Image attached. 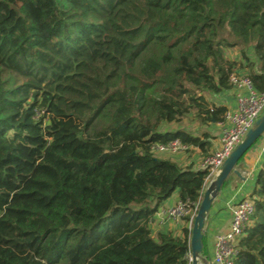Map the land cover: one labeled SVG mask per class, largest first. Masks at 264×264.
I'll return each mask as SVG.
<instances>
[{
  "label": "trees",
  "instance_id": "1",
  "mask_svg": "<svg viewBox=\"0 0 264 264\" xmlns=\"http://www.w3.org/2000/svg\"><path fill=\"white\" fill-rule=\"evenodd\" d=\"M245 67L263 91L264 0H0V264H189L191 229L150 224L209 171L152 145L209 155L166 125L224 120L208 95ZM251 197L235 264H264V156Z\"/></svg>",
  "mask_w": 264,
  "mask_h": 264
},
{
  "label": "built area",
  "instance_id": "2",
  "mask_svg": "<svg viewBox=\"0 0 264 264\" xmlns=\"http://www.w3.org/2000/svg\"><path fill=\"white\" fill-rule=\"evenodd\" d=\"M236 106L229 108L224 120L217 122L221 126L219 146L207 155L199 168L209 171L204 187L218 173L224 160L230 155L236 145L242 140L254 122L264 113V90H258L251 78L242 73H233L230 77ZM189 145L180 139L168 143L157 142L152 145L156 154L178 153ZM200 200L196 203L178 200L174 205L162 211L166 221L183 222L191 229L197 213ZM255 212V203L251 196L241 199L233 209L229 228L216 234L213 264H235L240 252V240L251 223ZM191 264V254H189Z\"/></svg>",
  "mask_w": 264,
  "mask_h": 264
},
{
  "label": "crops",
  "instance_id": "3",
  "mask_svg": "<svg viewBox=\"0 0 264 264\" xmlns=\"http://www.w3.org/2000/svg\"><path fill=\"white\" fill-rule=\"evenodd\" d=\"M227 54V52H226ZM235 54V53H234ZM237 54V55H236ZM235 58L239 60V53H236ZM242 58V56H240ZM246 64L243 58L240 60ZM258 64V62H257ZM257 66V65H256ZM248 67L239 69L240 73H248ZM209 99L218 105H224L228 109L236 106V98L233 94V89L224 91L220 94H210ZM192 130L195 135H207L211 142L210 153L213 152L220 142L221 126L218 123L201 124ZM186 129V128H185ZM191 146V145H189ZM189 151H181L176 154H159L161 157H169L176 160L182 166H191L193 169H198L201 165L205 154L197 146H191ZM264 156V135L257 141V143L245 154L244 159L237 164L236 168L241 172V178L235 173L231 174L229 182L223 186L218 197L214 200L205 224V252L203 255L211 256L213 258L215 250L216 234L225 232L229 228L231 216L236 204L246 196H251L254 189L255 176L261 166ZM244 177V178H243ZM179 200L178 192H174L170 198L165 200L156 212L150 224L154 234L158 231L171 230L180 234L185 223L166 221L163 218L162 211L174 205Z\"/></svg>",
  "mask_w": 264,
  "mask_h": 264
},
{
  "label": "water",
  "instance_id": "4",
  "mask_svg": "<svg viewBox=\"0 0 264 264\" xmlns=\"http://www.w3.org/2000/svg\"><path fill=\"white\" fill-rule=\"evenodd\" d=\"M263 135L264 113L248 129L242 140L224 160L218 173L204 187L199 207L191 227V264H213L211 256L203 255L206 219L214 200L218 197L230 174L235 173L240 178L242 177L241 172L236 168L238 161Z\"/></svg>",
  "mask_w": 264,
  "mask_h": 264
},
{
  "label": "rangeland",
  "instance_id": "5",
  "mask_svg": "<svg viewBox=\"0 0 264 264\" xmlns=\"http://www.w3.org/2000/svg\"><path fill=\"white\" fill-rule=\"evenodd\" d=\"M236 53H239L240 54V50H239V48L237 47V48H232V49H228L227 50V56L229 57V58H231V59H234L235 58V56L237 55H235ZM240 56H241V54H240ZM239 56V60H241L242 58ZM234 57V58H233ZM248 72V71H247ZM182 122H180V123H178V122H173V123H170V124H168V125H166V128L167 129H177V128H181V127H184V128H186L187 130H189V131H194V129L197 127V125H199L198 123L200 122L199 121V119L197 118V116H196V113H194V112H192V113H190V114H188V115H186V116H184L183 118H182ZM190 147L191 146H188V148L186 149V150H184V152L185 151H189L188 149H190ZM210 153V152H209ZM170 154H176V153H170ZM206 156H204V158H205ZM203 158V159H204ZM203 159H202V161H203Z\"/></svg>",
  "mask_w": 264,
  "mask_h": 264
},
{
  "label": "bare ground",
  "instance_id": "6",
  "mask_svg": "<svg viewBox=\"0 0 264 264\" xmlns=\"http://www.w3.org/2000/svg\"><path fill=\"white\" fill-rule=\"evenodd\" d=\"M215 175H216V174H215ZM208 183H209V182H208ZM208 183H207V184H208Z\"/></svg>",
  "mask_w": 264,
  "mask_h": 264
}]
</instances>
